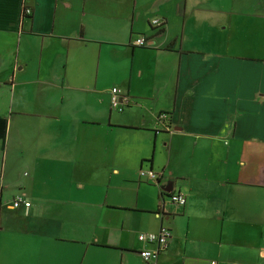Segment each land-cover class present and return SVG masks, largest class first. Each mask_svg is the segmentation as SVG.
Segmentation results:
<instances>
[{
	"label": "crops",
	"instance_id": "crops-1",
	"mask_svg": "<svg viewBox=\"0 0 264 264\" xmlns=\"http://www.w3.org/2000/svg\"><path fill=\"white\" fill-rule=\"evenodd\" d=\"M213 262L264 264V0H0V264Z\"/></svg>",
	"mask_w": 264,
	"mask_h": 264
},
{
	"label": "built area",
	"instance_id": "built-area-1",
	"mask_svg": "<svg viewBox=\"0 0 264 264\" xmlns=\"http://www.w3.org/2000/svg\"><path fill=\"white\" fill-rule=\"evenodd\" d=\"M25 13L27 15H31L32 9H25ZM152 24L161 27L163 25V22L158 18H154L152 19ZM148 43L149 38L147 35H140L133 41V45L135 46H146ZM130 102V96L125 91H123L121 87L115 85L111 88V108L113 110H116L117 112H123L130 104ZM161 117L167 118L168 115L163 114L161 115ZM139 174L140 177L146 178L150 182H157L160 178V173H157L153 169L141 168ZM168 196L169 200L174 203L185 205L187 202L186 195L182 194L181 192L170 193ZM13 205L15 207H19L21 205L29 207L31 205V202L25 200L22 196H17L14 200ZM171 236L172 233L167 227H162L158 232L140 233L138 235V239L142 243H149L151 245H155V248H143L140 251V254L143 259L148 262L156 260L159 255L169 247ZM212 264H216V262H213Z\"/></svg>",
	"mask_w": 264,
	"mask_h": 264
},
{
	"label": "water",
	"instance_id": "water-1",
	"mask_svg": "<svg viewBox=\"0 0 264 264\" xmlns=\"http://www.w3.org/2000/svg\"><path fill=\"white\" fill-rule=\"evenodd\" d=\"M166 190H167V191H171V187H168ZM165 203H166V199L164 198V199L160 202L161 207L159 208V211L157 212V213H159V215H162V216L165 215V213H164Z\"/></svg>",
	"mask_w": 264,
	"mask_h": 264
}]
</instances>
